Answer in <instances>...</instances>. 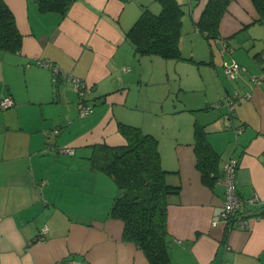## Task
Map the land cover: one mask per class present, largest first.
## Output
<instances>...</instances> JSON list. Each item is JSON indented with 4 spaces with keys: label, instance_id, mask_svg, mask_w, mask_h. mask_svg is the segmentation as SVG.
I'll return each mask as SVG.
<instances>
[{
    "label": "crops",
    "instance_id": "1",
    "mask_svg": "<svg viewBox=\"0 0 264 264\" xmlns=\"http://www.w3.org/2000/svg\"><path fill=\"white\" fill-rule=\"evenodd\" d=\"M4 1L22 44L16 52L0 50V98L12 100L0 110V264H149L122 240L123 224L109 214L117 194L113 179L91 165L97 146L125 145L119 123L158 139L161 166L172 172L167 181L179 186L167 205L172 264H264V82L251 81L264 73V22L251 0H229L218 35L210 38L196 25L208 0H176L185 11L183 59L166 63L176 61L177 74L187 61L204 65L207 92L198 105L196 98L180 109L162 105V114L154 108L163 97L149 103L143 93L158 71L155 65L143 69L147 54L137 58L125 37L144 9L160 11L159 0H73L65 15L41 11L36 0ZM38 61L51 62L61 74L53 79ZM232 62L241 66L234 78L224 71ZM69 75L89 85V114L77 110ZM191 79L180 77L179 89L192 91ZM228 99L234 100L230 113ZM194 111L203 115L201 122ZM169 114L172 126L166 128ZM196 125L219 156L206 180L196 167ZM231 157L238 159L237 192L246 219L234 228L220 220L221 169ZM253 195L259 204H250ZM44 225L47 234L38 240Z\"/></svg>",
    "mask_w": 264,
    "mask_h": 264
},
{
    "label": "trees",
    "instance_id": "2",
    "mask_svg": "<svg viewBox=\"0 0 264 264\" xmlns=\"http://www.w3.org/2000/svg\"><path fill=\"white\" fill-rule=\"evenodd\" d=\"M41 11L65 15L73 0H36ZM158 13L144 9L125 37L137 55H157L164 59H183L179 41L183 34L184 9L176 0H159ZM229 0H208L196 25L205 38L218 35L219 21ZM264 22V0H251ZM22 35L15 17L0 0V50L16 52ZM126 143L121 146L99 145L91 156V165L110 176L117 188L109 214L123 224L122 240L140 249L149 264H172L169 257L171 238L167 232L168 197L179 192L170 184L169 170L160 161L158 139L135 125L119 123ZM196 167L206 180L215 169L218 154L210 147L206 132L196 125L193 133Z\"/></svg>",
    "mask_w": 264,
    "mask_h": 264
},
{
    "label": "built area",
    "instance_id": "3",
    "mask_svg": "<svg viewBox=\"0 0 264 264\" xmlns=\"http://www.w3.org/2000/svg\"><path fill=\"white\" fill-rule=\"evenodd\" d=\"M38 64L44 65L48 68H50L53 72V79H56L58 75L61 74V71L59 68L48 61H38ZM241 70V66L236 63H226L224 64V71L227 76L230 78H234L237 72ZM65 76V75H64ZM68 79H71V81L74 84L76 93H77V100H76V108L81 114H89L92 111V106L88 105L86 103L87 97L90 93V87L89 85L82 79L77 78L75 76L69 75L66 76ZM251 81L255 84L264 82V73L258 76H252ZM235 97H244L249 98L251 94L249 92L240 94L236 92ZM12 104V100L9 96H3L0 98V110L5 109L9 107ZM234 100L228 99L226 101L227 106V112L230 113V111L233 110L234 106ZM47 149H50V147H47ZM72 153L73 150L69 148H61L59 151ZM238 168V159L231 157L224 161L221 169V180L224 185V199L222 202V208L220 212V220L226 223V225L229 228L234 227H243L246 223V219H244L243 215L240 212V202L241 198L237 192V183H236V172ZM250 204L257 205L260 203V200L258 196L253 195L251 198H249ZM260 217L264 218V209H262V212L259 215ZM47 226L44 225L36 237L38 240L44 239L45 235L47 234ZM75 264H84L82 262H76Z\"/></svg>",
    "mask_w": 264,
    "mask_h": 264
},
{
    "label": "rangeland",
    "instance_id": "4",
    "mask_svg": "<svg viewBox=\"0 0 264 264\" xmlns=\"http://www.w3.org/2000/svg\"><path fill=\"white\" fill-rule=\"evenodd\" d=\"M158 11V10H156ZM201 41V43L206 44V40L205 39H199ZM203 40V41H202ZM199 41V42H200ZM191 44H188V46L183 48V53L184 55L187 54V50L189 49V46ZM142 55H137V58L141 57ZM145 56V55H143ZM145 58H148L147 62H144L142 67L144 70L151 68L153 65H155L154 67L156 68V70L158 71V75H156V77H154L151 82L147 83V87L143 90V93H145L147 95V97H150L149 99V103L151 102L152 96L157 99L162 96L163 100L157 102L156 107L154 108V113L156 114H162L160 113L162 109H160V106L162 107V105H164L165 108H173V109H177L176 107L174 108L173 105H177V107L180 109L183 107V103H185V100H190V98H196L195 102L196 104L194 105H198V103H201V100L204 97V93L207 92V86H206V82H207V69L206 67H204V65H200L198 63H193V62H189L187 61V68L186 71L182 72L181 74H177V72H175V67L174 65H171L172 62H176V61H170V63L167 61V59H163L159 56L156 55H146ZM151 60H157V61H151ZM182 62V61H181ZM148 72V71H147ZM191 77V82L193 83L192 86V91L190 90H183L184 88H180V85H178L180 82V77L185 78V77ZM203 80L204 82L199 84V80ZM145 91V92H144ZM197 111H194V117L195 119H197L198 121L201 122V120L204 118L203 115H200V113H196ZM151 116V118L156 117L159 118V116H152L153 114H149ZM171 114L166 115V118H164V125L166 126V128H170V126H172L171 123ZM193 118V116H192ZM194 119V118H193ZM169 124V125H168ZM181 126V124H180ZM165 128V129H166ZM164 144V142H163Z\"/></svg>",
    "mask_w": 264,
    "mask_h": 264
}]
</instances>
